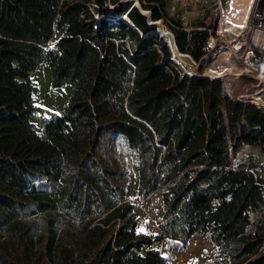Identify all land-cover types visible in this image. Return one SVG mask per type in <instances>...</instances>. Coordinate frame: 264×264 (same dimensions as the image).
I'll return each mask as SVG.
<instances>
[{
    "label": "trees",
    "instance_id": "trees-1",
    "mask_svg": "<svg viewBox=\"0 0 264 264\" xmlns=\"http://www.w3.org/2000/svg\"><path fill=\"white\" fill-rule=\"evenodd\" d=\"M59 1L0 0V264H170L158 245L185 250L195 236L225 253L220 264H264V165L235 163L243 146L264 154V112L249 104L264 110V95L246 104L204 75L216 21L188 29L167 0H140L160 35L142 38L122 0ZM172 33L196 73L172 60ZM44 62L72 92L41 135L30 74ZM117 138L139 194L162 193L158 234L138 231Z\"/></svg>",
    "mask_w": 264,
    "mask_h": 264
},
{
    "label": "rangeland",
    "instance_id": "rangeland-1",
    "mask_svg": "<svg viewBox=\"0 0 264 264\" xmlns=\"http://www.w3.org/2000/svg\"><path fill=\"white\" fill-rule=\"evenodd\" d=\"M54 1L57 5H60L59 0ZM134 1H138L141 5L140 0H122L125 6ZM238 9L237 0H197L195 7L188 10L173 4L172 0H167V10L170 15L181 18L188 29H191L197 22L209 14L206 21L212 24L216 21L217 30L220 19L223 18V20H226L228 15L231 16L237 13ZM146 11L150 12L149 10ZM161 21L166 27V21ZM236 26L238 25H235V27ZM166 29L170 32L167 27ZM63 36V31L56 30L47 49H55L57 42ZM211 38L208 43L209 49L215 43L214 38ZM232 39L236 38L233 35H229L228 40L232 41ZM167 41L172 46L175 61L181 65H178L180 69L183 72L185 70L188 73H196L197 69H194L191 58H185L176 52L174 38L172 37L171 40ZM223 51L228 52V60L231 62L228 65L224 64L223 61L217 62V60L222 58ZM210 56L211 57L202 61L204 74L208 73L209 69L212 70L216 68L217 73L222 75L221 78L226 80L229 94L236 99L240 98L244 103L248 104V99L243 97V95L252 94L255 92V89L246 77H236L232 75L233 71L237 72V63L234 56H232V54L230 55V50L226 47V43L217 42L215 47L210 51ZM222 66L227 67L222 68ZM30 79L33 86V105L35 108L31 122L34 129L39 134L44 135L45 123L55 116L62 115L65 106L70 100L72 86L69 83H65L60 88H54L52 86V72L49 64L46 62L40 64L38 68L30 74ZM251 105L257 107L254 104ZM258 109L264 112L261 107ZM113 154L120 168L127 174V193L131 202L134 203L136 207L135 210L139 219L138 231L147 234L160 233V223L163 215L162 193L158 191L148 198L139 194L138 165L127 147L126 142L122 138H117L114 144ZM235 163L243 164L249 168L255 165H264V154H262L258 148L243 146L236 156ZM158 249L160 253L168 259L170 264H220V259L225 256V253L221 252L218 247L200 236L193 237L185 250L181 249V244L179 242H173L168 239H165L158 245Z\"/></svg>",
    "mask_w": 264,
    "mask_h": 264
},
{
    "label": "built area",
    "instance_id": "built-area-1",
    "mask_svg": "<svg viewBox=\"0 0 264 264\" xmlns=\"http://www.w3.org/2000/svg\"><path fill=\"white\" fill-rule=\"evenodd\" d=\"M172 2L180 8L188 10L195 7L197 0H172ZM222 21L223 18L220 19L218 29L216 30L215 35L211 38H214L215 43L210 47L209 52L215 47L217 42L226 43V47L232 52V56H234L237 63V72H233L232 75L236 77H246L255 89L254 93L261 92V96L264 95V0H255L254 6L247 20V25L237 31V34H230L229 31L226 33H220L219 26ZM238 27L239 26H236V28ZM229 35H233L236 39L229 41ZM234 41L235 44L233 45ZM172 60L177 65H180L173 58ZM191 60L194 69H197L200 63L193 59ZM184 73L187 74L188 72L184 70ZM204 75L210 78H221L222 76L217 73L216 68H213L212 70L209 69L208 73H205ZM239 100L241 99L239 98ZM241 101L243 102V100ZM256 106L260 108V106Z\"/></svg>",
    "mask_w": 264,
    "mask_h": 264
},
{
    "label": "bare ground",
    "instance_id": "bare-ground-1",
    "mask_svg": "<svg viewBox=\"0 0 264 264\" xmlns=\"http://www.w3.org/2000/svg\"><path fill=\"white\" fill-rule=\"evenodd\" d=\"M134 2H135L134 7H135L136 11L138 12V14H139V16L141 18V23H138L137 21H134L129 13L128 14L125 13L123 15L124 19L128 20L130 25H131V27H133L136 31H138L142 36H145L147 34H158V33H151L149 31V30L157 29L158 26L149 25L146 22V17H145V15L142 12L141 5L139 4L138 1H134ZM237 2H238V8H239L238 12L232 14L231 16L228 15L227 19L222 21V23L219 26V32L220 33H226V32L229 31L230 34H237V31H239L241 28H244L247 25V20H248V17L250 15V12L252 11V8L254 6L255 0H237ZM151 19H153L152 18V14H151ZM153 21L155 22V20H153ZM235 25H238L239 27L236 28ZM138 29L143 30V31H147V32H146L145 35H143ZM166 42L169 43L168 41H166ZM171 49H172V46H171ZM172 52H173V49H172ZM227 53H228L227 51H223L222 52V58L217 60V62L223 61V63L226 64V65L230 64L231 62L228 60ZM231 54H232V52L230 51V55ZM173 59H174V53H173ZM226 67L227 66H222V68H226Z\"/></svg>",
    "mask_w": 264,
    "mask_h": 264
},
{
    "label": "water",
    "instance_id": "water-1",
    "mask_svg": "<svg viewBox=\"0 0 264 264\" xmlns=\"http://www.w3.org/2000/svg\"><path fill=\"white\" fill-rule=\"evenodd\" d=\"M134 5H135V2H131V3H129L127 6H126V11H125V13L126 14H130V16L133 18V20L134 21H137L138 23H141V18H140V16H139V14H138V12L136 11V9H135V7H134ZM151 12V11H150ZM151 14H152V12H151ZM126 20V19H125ZM127 22H128V24H129V26H131L130 25V23H129V21L128 20H126ZM256 24V23H255ZM133 28V27H132ZM134 29V28H133ZM135 30V29H134ZM138 32V31H137ZM139 33V32H138ZM140 34V33H139ZM173 34V33H172ZM141 35V34H140ZM148 35H153V34H147V35H145V36H142L141 35V37L142 38H144V37H147ZM158 35V34H157ZM161 38V37H160ZM173 38H174V45H175V47H176V49L179 51V49H178V47H177V45H176V42H175V37H174V34H173ZM168 46H169V48H170V52H171V54L173 55V52H172V49H171V45L168 43ZM180 52V51H179ZM189 56V55H188ZM191 57V56H190ZM247 79V78H246Z\"/></svg>",
    "mask_w": 264,
    "mask_h": 264
}]
</instances>
